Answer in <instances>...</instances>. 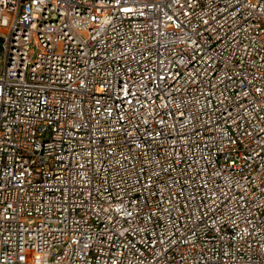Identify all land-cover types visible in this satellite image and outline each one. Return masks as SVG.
Here are the masks:
<instances>
[{
	"label": "built area",
	"instance_id": "1",
	"mask_svg": "<svg viewBox=\"0 0 264 264\" xmlns=\"http://www.w3.org/2000/svg\"><path fill=\"white\" fill-rule=\"evenodd\" d=\"M0 264H264V0H0Z\"/></svg>",
	"mask_w": 264,
	"mask_h": 264
},
{
	"label": "rangeland",
	"instance_id": "2",
	"mask_svg": "<svg viewBox=\"0 0 264 264\" xmlns=\"http://www.w3.org/2000/svg\"><path fill=\"white\" fill-rule=\"evenodd\" d=\"M1 57H2V55L0 54V70H1V66H2V64H1Z\"/></svg>",
	"mask_w": 264,
	"mask_h": 264
}]
</instances>
